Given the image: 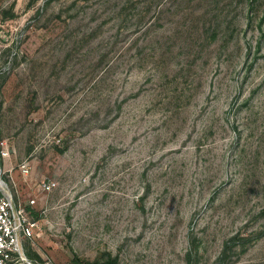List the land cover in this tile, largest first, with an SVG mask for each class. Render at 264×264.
<instances>
[{
    "label": "rangeland",
    "instance_id": "1",
    "mask_svg": "<svg viewBox=\"0 0 264 264\" xmlns=\"http://www.w3.org/2000/svg\"><path fill=\"white\" fill-rule=\"evenodd\" d=\"M0 135L28 257L264 264V0H0Z\"/></svg>",
    "mask_w": 264,
    "mask_h": 264
},
{
    "label": "built area",
    "instance_id": "2",
    "mask_svg": "<svg viewBox=\"0 0 264 264\" xmlns=\"http://www.w3.org/2000/svg\"><path fill=\"white\" fill-rule=\"evenodd\" d=\"M12 152L0 135V264H56L49 258L36 260L27 255L26 246L38 235L39 229V222L30 210L36 199L29 197L24 202L16 195L12 175L15 167L9 160ZM17 167L25 176L31 168L26 159ZM39 185L41 190L48 191L55 182L48 179Z\"/></svg>",
    "mask_w": 264,
    "mask_h": 264
},
{
    "label": "trees",
    "instance_id": "3",
    "mask_svg": "<svg viewBox=\"0 0 264 264\" xmlns=\"http://www.w3.org/2000/svg\"><path fill=\"white\" fill-rule=\"evenodd\" d=\"M73 264H114L116 262V260L114 258L112 259H104V260H95V261H92V262H84L82 261L81 259L79 258H74L72 261H71Z\"/></svg>",
    "mask_w": 264,
    "mask_h": 264
}]
</instances>
